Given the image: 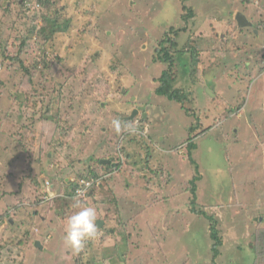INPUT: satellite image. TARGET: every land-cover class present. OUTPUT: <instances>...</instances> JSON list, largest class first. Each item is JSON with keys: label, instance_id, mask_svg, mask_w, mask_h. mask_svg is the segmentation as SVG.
<instances>
[{"label": "rangeland", "instance_id": "374dc122", "mask_svg": "<svg viewBox=\"0 0 264 264\" xmlns=\"http://www.w3.org/2000/svg\"><path fill=\"white\" fill-rule=\"evenodd\" d=\"M46 1L0 0V215L16 207L0 221V264H264V0ZM172 27L181 37L161 46ZM169 48L171 66L160 61ZM167 71L183 105L165 95ZM213 99L234 112L195 140L196 171L178 144ZM91 171L106 177L102 204L78 199L104 224L76 253L64 240L78 211L66 182ZM58 189L71 199L52 201ZM201 212L223 239L218 257ZM25 233L32 242L15 248Z\"/></svg>", "mask_w": 264, "mask_h": 264}, {"label": "trees", "instance_id": "16d2710c", "mask_svg": "<svg viewBox=\"0 0 264 264\" xmlns=\"http://www.w3.org/2000/svg\"><path fill=\"white\" fill-rule=\"evenodd\" d=\"M20 1H23V0H20ZM38 1V3H42V4H44L45 3V6H48L49 4H50V2L49 1H46V0H37ZM183 1H186V0H182L181 1V3L183 2ZM187 1H189V0H187ZM186 1V2H187ZM50 6V5H49ZM182 9L184 10V11H186V12H188L187 14H186V16L187 17H185L186 19H190V18H192V17H194V9H193V7H187V6H183V4H182ZM181 9V10H182ZM57 12V11H56ZM45 20V22L47 23V21H48V23H52L53 24V28H54V31H53V33L52 34H54V33H56V32H64V29H62L63 28V25L59 22L60 20L59 19H54V18H45L44 19ZM187 22V21H186ZM187 24V23H186ZM188 25V24H187ZM186 25V26H187ZM35 30V29H34ZM182 31V30H181ZM183 31H186V30H183ZM44 35H49L48 34V29H43L42 31H41ZM33 33H34V31H33ZM174 33V35H177L178 36V38H180L181 36V34H180V30H176L174 27H172L171 29H169L168 31H167V33L165 34V37H166V39H164L163 41H161V43H160V45L161 46H164V44H166V43H173L174 41L171 39V37H172V34ZM25 40L23 41V44H25ZM186 48L187 49H191V50H188V52H190L191 53V56L194 58V61H193V64L195 65V64H197V60L198 59H200V57H199V51H198V49H197V46L195 47V45H194V43H191L190 41H187L186 42ZM171 48H169V49H164V51H163V56L161 57V63L163 62V63H166V64H169L170 66L173 64V62H174V57H172V56H170L171 54L169 53V50H170ZM193 50L195 51V53L193 54ZM197 68V67H196ZM198 70V69H197ZM164 75H165V73H164ZM167 75L169 76V77H171V72L170 71H167ZM171 81H172V83L171 84H168V83H166V85H168V88H167V90L165 91V95H166V97L169 99V100H173V101H175V100H177L178 102H180L181 103V105H183V103L184 102H182L183 100L181 99L182 97H183V91H181V92H177V91H175L172 87H173V85H174V77H171ZM161 85V84H160ZM161 86H163V83H162V85ZM177 95V96H176ZM187 95V94H186ZM182 96V97H181ZM216 96V95H215ZM214 96V97H215ZM213 98V97H212ZM214 101V103L212 102H208L207 103V105L206 106H204L203 107V109L202 110H195L194 111V113L193 114H191V116H193L194 117V119H196L197 120V125L196 126H194V127H190V135L188 134V139L185 141V144L183 143V145H180L179 147H181V146H183L182 148H184V147H186V150H187V152H188V154H189V157L191 158V162H192V165H194L195 166V168H196V171H197V163H196V161L195 160H193V158H192V153H193V151H194V149L196 148V142H195V140L196 139H198V138H200V137H202L206 132L208 133L211 129H210V127H212V126H218V125H220V124H222L223 122H225L226 120H228L229 118H230V116L232 115V113L234 112V109H233V107H231V105H229V108L227 109V108H225L224 107V105H225V103L223 102V101H220V100H217V99H213ZM192 102V101H191ZM133 103V102H132ZM211 104H214V107L212 108L211 106ZM226 106V105H225ZM211 109V110H210ZM202 120L204 121V120H206L207 122H209L208 124H210V121H212L211 122V124L210 125H204L203 124V122H202ZM142 123L144 122H147L145 119H143L142 118ZM210 126V127H209ZM213 127V128H214ZM198 130H200L201 132H198ZM198 132V133H197ZM193 134V135H192ZM125 135H126V133H125ZM127 135H130V133H127ZM152 144H153V141H151V143H150V146H152ZM154 146H157V143H155L154 144ZM118 161L116 162L118 165H117V167L118 168H120V166L122 165V163H121V159H120V157L117 159ZM197 164V165H196ZM104 167H106V169H105V171H106V174H109L110 172H111V169L109 168V165L108 166H104ZM158 172V174H157V176H160V174H162V170L161 171H157ZM91 174L93 175V177L95 178V179H98V178H101V176L102 175H100L99 173H96L95 171H91ZM96 175V176H95ZM150 179V178H149ZM200 179H203V177L201 176V174L199 173V176H197V175H195L194 176V178L191 180V186H192V188H191V192L193 193V204H196V200H197V198H196V192H197V190H198V182H199V180ZM150 181V180H149ZM148 182V179L146 180V183ZM103 184H104V182H103ZM152 190L151 189H148V192H151ZM44 196L45 197H47L48 196V194L46 193V194H44ZM68 196H70V195H65V196H63V197H60L61 199H71L70 197H68ZM59 199V198H58ZM67 202H65V205H67L66 204ZM97 203H99L98 201L95 203V204H97ZM33 207H36V205H33ZM15 208L16 207H14V208H9V210L8 211H6L3 215H0V221H2V222H5V221H7L8 219H10V211H15ZM201 214L202 215H205L206 217H207V219H209V221H210V230H209V232H210V239L213 241V243H214V245H213V248H212V251H213V253H214V257H218V255H219V251H218V249H219V247H221L222 245H223V239L219 236V232H218V230L216 229V224H215V220L212 218V217H210V216H208V215H206L204 212H201ZM12 220H13V222H15L14 220V218H12ZM207 225V224H206ZM30 242H32V238H31V235L29 234V233H25L22 237H21V239L19 240V243L18 244H15L14 246H15V248H17V249H19V248H21L22 246L24 247L26 244H29ZM14 244V243H13ZM164 253V252H163ZM164 258L167 260L168 259V257H167V254L166 253H164Z\"/></svg>", "mask_w": 264, "mask_h": 264}, {"label": "clouds", "instance_id": "9594fccd", "mask_svg": "<svg viewBox=\"0 0 264 264\" xmlns=\"http://www.w3.org/2000/svg\"><path fill=\"white\" fill-rule=\"evenodd\" d=\"M138 114H139V111H138ZM113 126L117 131H119L120 121L118 119L114 120ZM143 128H144V125H143ZM119 157L121 158V155ZM117 165L118 164L116 163L115 166ZM90 178L94 180L102 179V183L99 187L104 186L103 182L106 179L104 175H102L101 178H98V179H95L93 175ZM68 185L70 186V184ZM99 187L93 186L91 190L89 191L88 195L86 196V198L92 197L93 192H95L96 189H99ZM63 196H60V197H63ZM60 197H56L53 200L58 199ZM86 198H82V199H86ZM71 206L74 209H78V211H75L72 215H70L67 218L64 240H65V243L74 252L80 253L85 249L87 243L96 240L98 236V233H99V227L97 224L98 213L95 207L83 206L81 201L77 198L73 199V203Z\"/></svg>", "mask_w": 264, "mask_h": 264}, {"label": "built area", "instance_id": "2783aa9c", "mask_svg": "<svg viewBox=\"0 0 264 264\" xmlns=\"http://www.w3.org/2000/svg\"><path fill=\"white\" fill-rule=\"evenodd\" d=\"M102 183V179L94 180L92 178H73L69 180V184L72 187L71 192H74L75 198H86L89 191L93 186L99 187ZM47 185L50 187L51 184L47 182ZM51 197V195H50ZM53 197V196H52Z\"/></svg>", "mask_w": 264, "mask_h": 264}, {"label": "water", "instance_id": "95a60500", "mask_svg": "<svg viewBox=\"0 0 264 264\" xmlns=\"http://www.w3.org/2000/svg\"><path fill=\"white\" fill-rule=\"evenodd\" d=\"M236 21L240 28L244 27L245 25H248V26L250 25V22L247 21L246 17L242 13L237 14ZM137 115H138V110H134L133 114L128 119L133 120ZM144 117H146V115ZM108 162L109 161H102L103 164L108 163ZM97 224H98V227L101 228L104 222L99 220L97 221ZM34 245L36 248H42V245L38 241H36Z\"/></svg>", "mask_w": 264, "mask_h": 264}, {"label": "crops", "instance_id": "0c3cea01", "mask_svg": "<svg viewBox=\"0 0 264 264\" xmlns=\"http://www.w3.org/2000/svg\"><path fill=\"white\" fill-rule=\"evenodd\" d=\"M206 102L208 103V101H206ZM144 116H145V115H144ZM144 116H143V118H144L145 120H148L147 115H146V117H144ZM140 124L143 125L144 123L141 122ZM144 126H146V124H144ZM238 133H239V132H236L235 137H238V136H237ZM163 139H164V138H163ZM237 143H239V140L237 141ZM184 144H185V143H184ZM178 145H183V144H182V143H179ZM65 181H67V179H65ZM66 183H67V185L69 184L68 182H66ZM105 183H106V182L104 181V184H103L104 186H105ZM61 186H62V185H61ZM52 188L55 189L56 187H54V185H53ZM99 189H100V187H99ZM47 190H48V189H47ZM47 190H46V191H47ZM60 191H61L62 193H59ZM64 191H65V189H58V191H56L55 193L58 195L57 197H60L59 194H62V195H66V196H67V195H69V194L71 193V192L66 193V192H64ZM95 193H96V191L93 192L92 195L94 196ZM52 194H53L54 196H56L54 193H52ZM92 198H93V197H92ZM55 200H56V199H55ZM96 200H97V199H96V197L94 196V198H93V204H95ZM53 201H54V200H53ZM98 202H99V201H98ZM86 203H87V202H86ZM97 204H102V203L99 202V203H97ZM89 205H91L90 207H92V203L89 204ZM89 205H87V206H89ZM18 207H19V206H18ZM19 210H20V209H19ZM21 210H22V209H21ZM21 210H20V211H21ZM20 211H18V213H20ZM21 212H22V211H21ZM250 218H251V217H250ZM98 221H99V219H98ZM258 223H259V224H263V223H264V218L262 217L260 221H259V219H258ZM39 249H42V248H39Z\"/></svg>", "mask_w": 264, "mask_h": 264}, {"label": "flooded vegetation", "instance_id": "af4514ba", "mask_svg": "<svg viewBox=\"0 0 264 264\" xmlns=\"http://www.w3.org/2000/svg\"><path fill=\"white\" fill-rule=\"evenodd\" d=\"M142 118H143V115H142Z\"/></svg>", "mask_w": 264, "mask_h": 264}]
</instances>
